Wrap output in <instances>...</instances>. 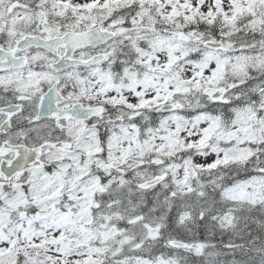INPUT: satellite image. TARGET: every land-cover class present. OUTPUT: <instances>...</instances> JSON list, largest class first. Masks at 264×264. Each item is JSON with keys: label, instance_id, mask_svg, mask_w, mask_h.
<instances>
[{"label": "snow or ice", "instance_id": "6c2138e0", "mask_svg": "<svg viewBox=\"0 0 264 264\" xmlns=\"http://www.w3.org/2000/svg\"><path fill=\"white\" fill-rule=\"evenodd\" d=\"M0 264H264V0H0Z\"/></svg>", "mask_w": 264, "mask_h": 264}]
</instances>
